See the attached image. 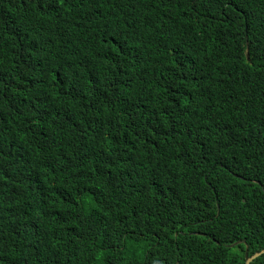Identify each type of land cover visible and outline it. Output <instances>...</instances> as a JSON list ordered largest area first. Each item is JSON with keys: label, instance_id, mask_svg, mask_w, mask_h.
Here are the masks:
<instances>
[{"label": "trees", "instance_id": "1", "mask_svg": "<svg viewBox=\"0 0 264 264\" xmlns=\"http://www.w3.org/2000/svg\"><path fill=\"white\" fill-rule=\"evenodd\" d=\"M263 250L264 0H0V264Z\"/></svg>", "mask_w": 264, "mask_h": 264}, {"label": "clouds", "instance_id": "2", "mask_svg": "<svg viewBox=\"0 0 264 264\" xmlns=\"http://www.w3.org/2000/svg\"><path fill=\"white\" fill-rule=\"evenodd\" d=\"M131 21L126 22L123 21L121 28L126 32L130 33L132 32L131 28ZM205 30L204 28H200V33L204 34ZM246 59L248 62L251 61V48H250V41H246ZM136 60L132 56H124L121 59L120 64L118 65V69L121 71V74L123 75L120 83H125L127 81V78L131 76L135 69H136ZM70 65L69 63L63 64L64 68ZM66 73H69V68L64 69ZM170 97L171 101L166 102L165 98ZM202 97L201 93L197 91L195 88H188L183 91H172L167 90L163 91L161 95H157L154 98V104L156 106H159L163 109H166L170 113H175L178 109H187L190 110L194 106L197 105L199 99ZM209 106L218 107L220 106L218 102L216 101H210L208 102ZM205 107V106H204ZM248 254V253H246ZM250 256V255H248ZM256 259V258H255ZM246 260V258H245ZM246 264V263H245Z\"/></svg>", "mask_w": 264, "mask_h": 264}, {"label": "water", "instance_id": "3", "mask_svg": "<svg viewBox=\"0 0 264 264\" xmlns=\"http://www.w3.org/2000/svg\"><path fill=\"white\" fill-rule=\"evenodd\" d=\"M264 253V250L262 251V252H258V253H256L254 256H252V257H250V256H248V254H246V264H251V262L255 259V258H257L258 256H260L261 254H263Z\"/></svg>", "mask_w": 264, "mask_h": 264}]
</instances>
